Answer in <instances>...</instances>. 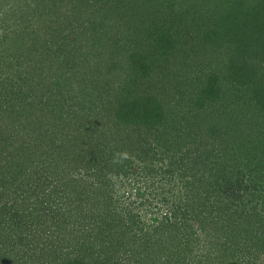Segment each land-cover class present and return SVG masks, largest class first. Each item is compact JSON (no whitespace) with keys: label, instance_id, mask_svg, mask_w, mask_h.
<instances>
[{"label":"trees","instance_id":"trees-1","mask_svg":"<svg viewBox=\"0 0 264 264\" xmlns=\"http://www.w3.org/2000/svg\"><path fill=\"white\" fill-rule=\"evenodd\" d=\"M20 2L59 22L0 33V264H264V0Z\"/></svg>","mask_w":264,"mask_h":264},{"label":"rangeland","instance_id":"rangeland-1","mask_svg":"<svg viewBox=\"0 0 264 264\" xmlns=\"http://www.w3.org/2000/svg\"><path fill=\"white\" fill-rule=\"evenodd\" d=\"M35 1V0H34ZM200 1V0H199ZM27 8H25L24 4L21 5L20 0H0V33L3 32V27L5 26H13L16 25L18 29L22 30V32H29L28 35L29 36H35L37 34L38 37L43 38L45 35V28L46 26L44 25L46 21H48L50 23V26H47L50 28H52V26H55V23L59 22V17L56 14H47L45 15L43 18L41 16V13L33 12L35 13V15H33V13L28 14L26 11ZM71 8L68 7V9L65 8V13H69L71 10ZM32 11V10H31ZM27 13V14H26ZM40 14V15H39ZM44 20V21H43ZM70 21V20H69ZM73 20H71L72 22ZM77 21V19H76ZM125 24V23H124ZM52 25V26H51ZM72 26H75V24H73ZM4 27V28H5ZM15 28V27H14ZM125 28V25H124ZM48 29V30H49ZM65 33L67 34L68 29H65ZM49 32L51 33V31L49 30ZM52 34V33H51ZM124 34H127L126 32ZM53 35V34H52ZM54 36V35H53ZM59 37L60 40H55V41H60L59 43L61 44L63 42V56L67 51H70L71 49L73 51H75V49H78L74 44H72L71 49L69 50V48L66 46L65 43V38L64 35L63 36H58L57 34V38ZM16 38L15 35L12 37V39ZM70 41L71 38H69ZM52 40H49V43H51ZM70 41L67 42L70 44ZM79 43V42H77ZM76 43V44H77ZM107 44V43H106ZM107 47L109 48V53L107 54V48L104 49H97V48H92L91 46L84 47V49L82 52H84L89 59H96V60H106L108 59L111 60V53H110V47L109 45H107ZM0 53L7 57L9 50H7L5 53L2 52V48ZM74 52L71 54L69 53V55H67V57H73ZM127 56H130V53L127 54ZM9 60V59H8ZM3 67V66H2ZM5 68V67H3ZM120 83V82H118ZM70 95V94H68ZM141 189H137V190H133L130 193V191H128V194H131V199L132 198H136L137 196H139L137 193H142V197L141 202H144L143 205H141V207H139V215L141 217V221L144 225H153V224H157L158 222H160V220L163 219L164 215L166 214V212H169L170 209L168 207V205H171V203H165L163 201L160 200L161 197H157V193L159 192L158 190V186H151L149 187V185L144 184L141 185ZM130 196V195H129ZM128 196V197H129ZM129 200L127 199L125 203H128ZM168 204V205H167Z\"/></svg>","mask_w":264,"mask_h":264}]
</instances>
